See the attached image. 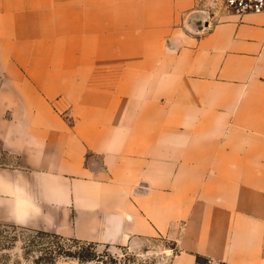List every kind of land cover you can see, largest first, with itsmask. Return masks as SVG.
<instances>
[{"label":"crops","instance_id":"obj_1","mask_svg":"<svg viewBox=\"0 0 264 264\" xmlns=\"http://www.w3.org/2000/svg\"><path fill=\"white\" fill-rule=\"evenodd\" d=\"M62 153L71 198L0 225L160 264H264V14L194 0H0V109ZM6 119H11V112ZM34 169L0 142V169Z\"/></svg>","mask_w":264,"mask_h":264},{"label":"clouds","instance_id":"obj_2","mask_svg":"<svg viewBox=\"0 0 264 264\" xmlns=\"http://www.w3.org/2000/svg\"><path fill=\"white\" fill-rule=\"evenodd\" d=\"M11 112V119H6ZM0 142L10 155H26L34 171L26 175L22 169H0V210L14 222L26 224L45 218L43 205L66 207L53 198V189L71 198L74 185L62 153H48L47 141L35 130L31 118L13 105L0 109Z\"/></svg>","mask_w":264,"mask_h":264},{"label":"rangeland","instance_id":"obj_3","mask_svg":"<svg viewBox=\"0 0 264 264\" xmlns=\"http://www.w3.org/2000/svg\"><path fill=\"white\" fill-rule=\"evenodd\" d=\"M197 15L218 21L225 0H194ZM160 245L147 251L111 252L56 235L0 225V264H160Z\"/></svg>","mask_w":264,"mask_h":264},{"label":"built area","instance_id":"obj_4","mask_svg":"<svg viewBox=\"0 0 264 264\" xmlns=\"http://www.w3.org/2000/svg\"><path fill=\"white\" fill-rule=\"evenodd\" d=\"M224 14L244 17L264 14V0H225Z\"/></svg>","mask_w":264,"mask_h":264}]
</instances>
